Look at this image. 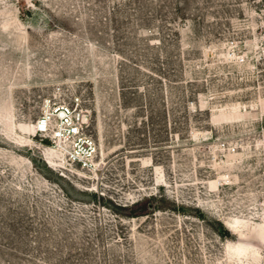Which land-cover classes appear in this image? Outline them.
Wrapping results in <instances>:
<instances>
[{
    "label": "rangeland",
    "instance_id": "obj_1",
    "mask_svg": "<svg viewBox=\"0 0 264 264\" xmlns=\"http://www.w3.org/2000/svg\"><path fill=\"white\" fill-rule=\"evenodd\" d=\"M0 264H264V0H0Z\"/></svg>",
    "mask_w": 264,
    "mask_h": 264
},
{
    "label": "built area",
    "instance_id": "obj_2",
    "mask_svg": "<svg viewBox=\"0 0 264 264\" xmlns=\"http://www.w3.org/2000/svg\"><path fill=\"white\" fill-rule=\"evenodd\" d=\"M41 115L34 121V136L63 155L64 163L78 170L94 169L97 146L88 135L89 119L74 105L45 102Z\"/></svg>",
    "mask_w": 264,
    "mask_h": 264
},
{
    "label": "bare ground",
    "instance_id": "obj_3",
    "mask_svg": "<svg viewBox=\"0 0 264 264\" xmlns=\"http://www.w3.org/2000/svg\"><path fill=\"white\" fill-rule=\"evenodd\" d=\"M44 105H45V104H44ZM45 107H46V106H45ZM52 150L55 151L57 154H59V157L62 158V159L58 160V162H59V163L61 162V164H62V161H64V159H63V155H62L59 151L55 150L54 148H53ZM45 163L47 164V161H46ZM51 168H53V167H51ZM61 168H63V167H61ZM94 169H95V168H94Z\"/></svg>",
    "mask_w": 264,
    "mask_h": 264
}]
</instances>
